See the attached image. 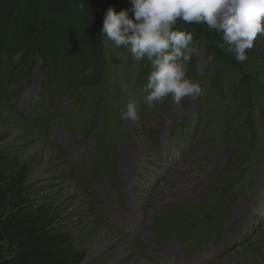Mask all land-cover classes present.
Returning <instances> with one entry per match:
<instances>
[{"label": "rangeland", "instance_id": "obj_1", "mask_svg": "<svg viewBox=\"0 0 264 264\" xmlns=\"http://www.w3.org/2000/svg\"><path fill=\"white\" fill-rule=\"evenodd\" d=\"M81 3L30 0L34 34L17 26L25 0H0L9 179L81 264H264V35L239 63L207 25L178 22L200 92L149 109L150 62L103 37L108 9Z\"/></svg>", "mask_w": 264, "mask_h": 264}, {"label": "clouds", "instance_id": "obj_2", "mask_svg": "<svg viewBox=\"0 0 264 264\" xmlns=\"http://www.w3.org/2000/svg\"><path fill=\"white\" fill-rule=\"evenodd\" d=\"M131 7L117 12L110 6L101 34L117 48L127 49L134 61L150 62L144 89L149 109L170 98L179 106L200 92L187 77L193 35L175 29L178 22L205 24L220 35L222 48L236 61L247 60V50L264 35V0H128ZM131 15V18H130ZM175 29V30H174ZM136 105L128 103L122 119L135 120Z\"/></svg>", "mask_w": 264, "mask_h": 264}, {"label": "trees", "instance_id": "obj_3", "mask_svg": "<svg viewBox=\"0 0 264 264\" xmlns=\"http://www.w3.org/2000/svg\"><path fill=\"white\" fill-rule=\"evenodd\" d=\"M29 2L25 0L17 26L22 25L34 34L42 33L41 28L37 29V18H29L28 15L22 17L26 13L25 5ZM87 2L105 9L110 6L115 10L131 7L128 0H84L81 7ZM74 11L72 7L67 9L69 22ZM8 82L3 76L0 91L10 90ZM27 192L22 188L21 180H10L0 164V264H81L83 253L71 250L66 235L51 231L54 222L50 215L36 209Z\"/></svg>", "mask_w": 264, "mask_h": 264}, {"label": "bare ground", "instance_id": "obj_4", "mask_svg": "<svg viewBox=\"0 0 264 264\" xmlns=\"http://www.w3.org/2000/svg\"><path fill=\"white\" fill-rule=\"evenodd\" d=\"M135 208H137V207H135Z\"/></svg>", "mask_w": 264, "mask_h": 264}]
</instances>
